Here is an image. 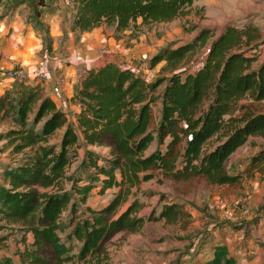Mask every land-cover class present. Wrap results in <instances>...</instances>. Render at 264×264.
<instances>
[{"label":"trees","instance_id":"16d2710c","mask_svg":"<svg viewBox=\"0 0 264 264\" xmlns=\"http://www.w3.org/2000/svg\"><path fill=\"white\" fill-rule=\"evenodd\" d=\"M199 1L71 0L72 31L82 35L106 25L122 33L139 21L169 23ZM195 38L153 57L152 67L165 61L174 71L168 79L148 82L114 63L88 70L73 96L77 127L41 84L20 82L0 96V123L12 124L0 134L1 151L10 158L1 174L0 221L23 234L21 264H105L106 247L118 234L188 216L175 202L163 205L159 215H141L143 204L134 190L158 177L215 186L241 182L244 175L228 172L229 159L250 138H264V112L255 108L264 102L262 33L254 23L230 24L221 36L205 28ZM212 39L195 72L176 71ZM263 165L264 149L248 171ZM97 189L100 195L117 193L108 205L94 209L88 201ZM130 197L134 201L122 210ZM225 254L217 248L204 264H226Z\"/></svg>","mask_w":264,"mask_h":264},{"label":"rangeland","instance_id":"374dc122","mask_svg":"<svg viewBox=\"0 0 264 264\" xmlns=\"http://www.w3.org/2000/svg\"><path fill=\"white\" fill-rule=\"evenodd\" d=\"M30 1L36 5V0ZM251 20L252 17L246 21L244 18L231 19L226 11L216 10V0H201L186 16L173 22L141 25L139 21L136 28L122 33H117L114 27L102 26L98 31L101 42L92 56L78 51L75 57L79 63L67 65H73L74 73L77 68L88 71L107 63L128 64L148 82L168 79L174 71L165 61L155 67L151 65L153 57L160 51L192 41L203 28L211 29L218 36L227 24L242 26ZM212 41L199 54L183 61L176 71L195 72L203 64ZM165 85L159 88V96ZM160 106L159 102L157 112ZM255 108L264 112V102ZM67 113L77 127V113ZM11 127L9 120L0 123V134ZM62 133L60 131L54 141H58ZM156 147L154 143L149 152ZM2 149L3 143H0V181L4 166L10 162L8 153ZM262 149L264 138H250L231 156L227 163L228 172L244 175L236 186H215L204 180L182 183L158 177L135 189V198L143 204L142 216L159 215L163 205L173 202L183 205L188 216L177 223L165 220L147 222L140 233L118 234L106 247L109 260L105 264H204L217 248L226 251V264H264V165L262 170L248 171L253 157ZM96 151L102 155L107 153L104 149ZM78 165L79 162L75 163L71 172ZM116 193L117 190L113 189L100 195L97 189L91 194L88 205L101 209L113 200ZM133 201L134 198L130 197L122 210ZM66 217L67 214L65 220ZM22 235L18 226L0 221V264H21Z\"/></svg>","mask_w":264,"mask_h":264},{"label":"crops","instance_id":"0c3cea01","mask_svg":"<svg viewBox=\"0 0 264 264\" xmlns=\"http://www.w3.org/2000/svg\"><path fill=\"white\" fill-rule=\"evenodd\" d=\"M216 10L226 11L231 19L246 21L252 17L247 23L257 25L264 40V0H216ZM73 15L71 0H36L35 6L30 0H0V96L20 83L8 80L6 72L23 68L28 75L25 84H41L44 94L60 109L75 114L79 111L73 101L78 87L72 73L74 62L79 63L75 53L92 56L101 42L98 33L101 27L91 33H74ZM259 53L264 59V45ZM71 63L72 66L67 65ZM41 74L50 79L42 84ZM58 76L68 81L61 94L53 92Z\"/></svg>","mask_w":264,"mask_h":264},{"label":"built area","instance_id":"2783aa9c","mask_svg":"<svg viewBox=\"0 0 264 264\" xmlns=\"http://www.w3.org/2000/svg\"><path fill=\"white\" fill-rule=\"evenodd\" d=\"M122 68L124 69H131V67L128 64L122 65ZM88 71L77 68L73 73V81L74 84L79 86L83 79L86 77ZM47 75L41 74L39 78L45 82L48 80ZM6 78L12 82H25L28 79L27 72L23 68H13L6 72ZM68 83L67 79L64 76H58L57 77V85L54 87L53 92L55 94H61L62 88L66 86Z\"/></svg>","mask_w":264,"mask_h":264},{"label":"water","instance_id":"95a60500","mask_svg":"<svg viewBox=\"0 0 264 264\" xmlns=\"http://www.w3.org/2000/svg\"><path fill=\"white\" fill-rule=\"evenodd\" d=\"M229 25H230V24H227L225 27L222 28L221 33L219 34L220 36L223 35L225 29H226ZM203 29H205V28H203ZM203 29H201V30H203ZM207 29H209V28H207ZM195 37H196V36H195ZM195 37H194V39H196ZM194 39H193V40H194ZM193 40H192V41H193Z\"/></svg>","mask_w":264,"mask_h":264}]
</instances>
